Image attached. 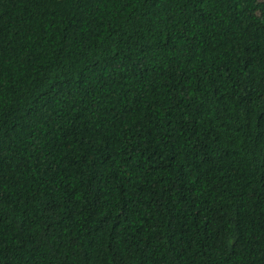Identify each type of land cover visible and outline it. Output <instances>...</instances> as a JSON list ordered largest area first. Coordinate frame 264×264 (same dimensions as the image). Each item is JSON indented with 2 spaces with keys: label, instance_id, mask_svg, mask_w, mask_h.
Returning <instances> with one entry per match:
<instances>
[{
  "label": "trees",
  "instance_id": "1",
  "mask_svg": "<svg viewBox=\"0 0 264 264\" xmlns=\"http://www.w3.org/2000/svg\"><path fill=\"white\" fill-rule=\"evenodd\" d=\"M0 264H264V0H0Z\"/></svg>",
  "mask_w": 264,
  "mask_h": 264
}]
</instances>
